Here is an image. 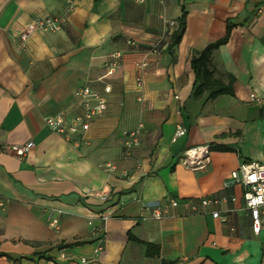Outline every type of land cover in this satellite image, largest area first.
Instances as JSON below:
<instances>
[{"label": "crops", "instance_id": "0c3cea01", "mask_svg": "<svg viewBox=\"0 0 264 264\" xmlns=\"http://www.w3.org/2000/svg\"><path fill=\"white\" fill-rule=\"evenodd\" d=\"M73 2L0 0V264H264V225L255 231L243 185H225L241 162L264 163V0ZM183 7L186 29L170 50ZM47 15H65L64 27L21 47L20 32ZM228 21L236 26L212 63L224 82L235 77L234 94L193 97L191 57ZM86 85L108 107L76 146L45 119L81 113L75 93ZM178 124L187 133L174 140ZM140 125L125 156V131ZM27 142L23 160L7 149ZM201 143L211 162L189 170L182 153ZM203 197L228 201L193 213ZM146 204L168 213L152 218Z\"/></svg>", "mask_w": 264, "mask_h": 264}, {"label": "built area", "instance_id": "2783aa9c", "mask_svg": "<svg viewBox=\"0 0 264 264\" xmlns=\"http://www.w3.org/2000/svg\"><path fill=\"white\" fill-rule=\"evenodd\" d=\"M74 0H69V11L74 8ZM138 4H144L147 0H135ZM66 23L65 15H47L37 17L28 23L19 34L20 45L27 48L31 36L37 30L44 31H58L61 30ZM171 24H174L172 22ZM129 43H134L132 40ZM157 52V48L152 49ZM121 56L117 53L116 59L113 61L112 66L115 68L118 64V58ZM149 65L148 61L144 60L137 63V68L143 70ZM140 82V81H139ZM106 92H110V87L105 88ZM80 101L82 112L76 114L72 118H68L65 113H59L53 116H47L45 121L46 125L54 132L62 135L65 140L80 146L85 141V135L89 131L92 120L98 115L104 113L108 107L106 97L97 91H94L90 86H82L78 88L75 93ZM251 101L262 103V101L254 95L250 94ZM174 140L184 136L187 133V128L182 124L176 125ZM143 126L132 131H125L128 137L126 141V155L131 156L133 149L140 145ZM31 148V143L24 144H11L8 145V150L14 154L17 159L23 160L27 156ZM211 145L200 144L186 149L179 160V162L192 171L204 170L211 162ZM241 184L244 187L243 197L246 203V208L249 209L253 218V227L255 231H260L264 225V218H262L261 207L264 206V163L258 161H243L239 164L238 168L232 171L229 179L226 181V186ZM101 200L108 201L110 194L101 192L98 194ZM236 198H232L235 200ZM228 201L225 197H208L202 198L198 201L191 202V210L193 213H199L201 208L207 209L209 206L217 205L222 202ZM178 201L176 199L170 200V206H176ZM147 212L155 219H161L168 213V206L162 204H146ZM214 217H219L218 211H213ZM107 216L104 217L106 219ZM56 220H54V223ZM102 246L98 244L97 250H101ZM88 260L82 258V262L86 263Z\"/></svg>", "mask_w": 264, "mask_h": 264}, {"label": "trees", "instance_id": "16d2710c", "mask_svg": "<svg viewBox=\"0 0 264 264\" xmlns=\"http://www.w3.org/2000/svg\"><path fill=\"white\" fill-rule=\"evenodd\" d=\"M187 14L188 12H186V9L183 7L182 14L178 19V27L173 32L172 40H170V50L178 45L183 37L186 29L185 25L187 24ZM226 25L227 31L222 38L209 43L204 49L195 52L191 57V67L195 74L193 97L198 98L208 94V99H213L222 94H234L233 83L235 77L230 75L228 76V82H224L221 78L216 77V70L213 68L212 63L213 53L229 41L232 29L236 26V23L228 21ZM151 248L152 246L148 244V254L152 253Z\"/></svg>", "mask_w": 264, "mask_h": 264}]
</instances>
